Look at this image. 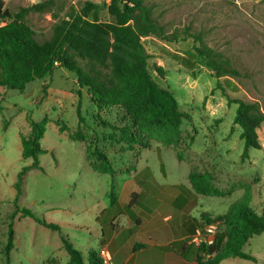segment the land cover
Segmentation results:
<instances>
[{"label":"rangeland","instance_id":"obj_1","mask_svg":"<svg viewBox=\"0 0 264 264\" xmlns=\"http://www.w3.org/2000/svg\"><path fill=\"white\" fill-rule=\"evenodd\" d=\"M38 1L4 0V4L16 12ZM143 1L151 6L153 17L162 26L153 36L140 37L149 56V68L153 71L156 64L164 69L160 82L170 88L179 107L190 114V118L182 121L176 145H163L154 133H147L142 135L149 147L136 144L124 150L125 144L119 140L118 133L103 125V121L112 124L119 120L122 116L120 108L106 106L98 110L86 89L79 88L75 75L60 64L43 78L28 84L24 93H9L2 103L5 108L0 113V122L3 117L9 119L8 134L13 142L9 153L11 165L5 168L4 177L0 179L1 190L5 193L9 179H17L22 166L32 162L31 158L23 159L21 152L16 150V134L29 131L27 118L41 121L46 116L48 120L40 140L45 151L38 156L41 169H31L25 174L17 205L59 224L73 246L77 245L81 233L70 222L76 221L83 210L92 212L97 207L110 206L104 195L110 175L97 173L90 166L95 159L92 155L94 146L105 152L115 167L131 166L136 157L142 162L147 159L151 171L162 181L165 178H161L159 167L163 169L164 165L167 181L184 179L187 170L188 173L210 172L213 184L227 192L222 196H201L198 208L210 218L225 212L245 192L250 195V206L258 213L264 212V122L257 129L261 147H250L248 156L243 158L241 127L234 124L237 104L229 103L226 96L257 100L264 110V0ZM86 3L96 6L100 20H112L107 9L109 0H53L50 12H29L24 21L31 27L33 37L41 41L50 36L57 19L69 10L79 11ZM184 31L201 33L204 44L228 56L241 74L217 80L200 58L194 59L192 68L184 67L176 56L184 55L192 38L183 37L178 42L164 39L173 32ZM70 53L81 67L94 64L73 51ZM153 75L157 77L154 72ZM44 83L48 84L47 96L41 98ZM29 92L33 94L27 95ZM78 100L83 118L80 124L76 112ZM12 103H19L21 108H14ZM59 126L64 130L60 131ZM77 129L84 133V141L69 138V134ZM156 148H160L159 151ZM178 152L182 162L177 160ZM5 207L6 203L0 205V219L4 223L9 221ZM29 220L16 224L17 228L23 229L18 231L20 240L29 235ZM204 222L205 218L198 217L190 240L200 227L207 238L202 228ZM222 229L220 226L216 232ZM2 230H5L4 224H0V237L4 234ZM44 230L51 233V242H60L57 231ZM33 237L42 236L35 231ZM99 246L97 242L93 244L96 250ZM243 250L255 260L229 257L218 264H264V232L249 238Z\"/></svg>","mask_w":264,"mask_h":264},{"label":"trees","instance_id":"obj_2","mask_svg":"<svg viewBox=\"0 0 264 264\" xmlns=\"http://www.w3.org/2000/svg\"><path fill=\"white\" fill-rule=\"evenodd\" d=\"M52 6L53 0H40L13 12L5 6L4 0H0V19L3 21L0 25V86L23 92L28 83L43 78L56 64H60L75 75L79 88L86 89L98 110L106 106L120 108L122 116L119 120L112 124L103 121V125L118 133L119 140L125 144L124 150L136 144L149 147L142 135L147 133H154L163 145H176L182 121L190 118V114L179 107L170 88L160 82L164 77V69L156 64L153 65V71L149 68V56L140 37L153 36L162 29L152 15L151 6L143 0H109L107 9L112 20L104 21L98 18L96 6L86 3L79 11H67L53 23L50 36L38 41L24 21V16L29 12H50ZM187 36L192 38L191 46L182 57L176 56L184 67L192 68L194 59L200 58L217 80L241 74L228 56L204 44L201 33L173 32L164 39L178 42ZM70 51L92 60L94 64L86 68L79 66ZM47 88L48 84L44 83L41 98L47 96ZM226 96L229 103L237 104L234 124L241 127L240 137L244 140L242 157L245 158L250 147H261L257 129L264 122V110L257 100L232 98L229 94ZM79 103L80 100L76 109L78 124L83 119ZM47 120L46 116L41 121L27 118L29 132L20 136L21 157L31 158L32 162L22 166L14 182L15 209L9 215L4 252L8 261V253L13 247V220L19 215L31 217L42 226L58 232L62 246L69 254L67 264H87L81 251L61 232L59 224L47 220L43 214H36L30 208L17 205L27 171L41 169L38 156L45 151L40 140ZM6 123L4 119V127ZM59 130L64 129L59 126ZM69 138L84 141L85 135L77 129L69 134ZM92 155L95 158L90 163L93 171L114 175L115 168L105 152L94 146ZM176 157L181 159L180 152ZM188 180L197 194H227L213 184L208 171H190ZM110 198L113 204L115 197L112 189ZM250 200L249 193L245 192L225 212L212 218L205 215V222L219 220L223 229L212 236L209 244L202 242L198 245L192 264H218L229 257L255 260L243 248L249 238L264 232V212H256L250 206ZM88 261V264H100L93 249L88 251Z\"/></svg>","mask_w":264,"mask_h":264},{"label":"crops","instance_id":"obj_3","mask_svg":"<svg viewBox=\"0 0 264 264\" xmlns=\"http://www.w3.org/2000/svg\"><path fill=\"white\" fill-rule=\"evenodd\" d=\"M2 24L0 19V25ZM25 90L19 92L0 86V113L5 108L2 103L6 101L9 93H24ZM32 94L29 92L27 95ZM12 105L14 108H21L19 103ZM4 119L7 122L5 127ZM9 126V119L3 117L0 122V179L4 177L5 168H10L11 165L9 153L12 151L13 138L8 134ZM21 134L25 133L16 134L15 143L16 150L20 152ZM156 149L159 151L160 148ZM177 160L182 162L178 158ZM158 162L160 165V160ZM114 168L115 173L109 174L108 186L104 193L110 206L97 207L92 212L83 210L76 221L70 222L81 233L75 247L81 251L84 262L89 263L90 249H93L97 256V250L93 248V244L97 242L100 246L106 245L110 249L112 259L109 264H192L198 247L190 242V236L198 217L205 218L206 214L198 208L203 195L195 193L188 180V170L185 171L184 179L167 181L165 179L168 172L165 165L163 169L159 167L161 178H165L162 181L154 175L153 170L151 171L147 159L142 162L136 157L131 166L114 165ZM15 180L9 179L5 193L0 186V205L7 204L6 217L15 209ZM111 189L115 197L113 204L110 198ZM94 196L97 198V195ZM24 219H31L28 222L30 231L27 237L20 240L18 231L23 229L17 228L16 224ZM8 222L4 223L0 219V224L5 226V230H2L4 234L0 237L1 264H67L69 254L61 241L51 242V233L44 230L48 228L31 217L19 215L13 220V247L8 253L7 261L4 245L7 241ZM35 231L42 237H33Z\"/></svg>","mask_w":264,"mask_h":264},{"label":"built area","instance_id":"obj_4","mask_svg":"<svg viewBox=\"0 0 264 264\" xmlns=\"http://www.w3.org/2000/svg\"><path fill=\"white\" fill-rule=\"evenodd\" d=\"M221 226V223L219 220H215L212 222H204L202 228L204 230V234H206L207 238H205L201 232V227L196 228L195 234L193 237H191L190 242H194L196 244L202 243L201 240H203L205 243L209 244L212 241V236L215 235L217 232V229ZM200 241V242H198ZM97 256L100 260V264H109L112 259V254L110 249L106 245H101L98 247Z\"/></svg>","mask_w":264,"mask_h":264}]
</instances>
